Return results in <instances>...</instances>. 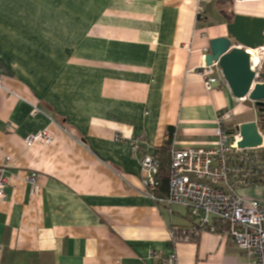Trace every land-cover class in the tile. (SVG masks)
<instances>
[{
    "label": "crops",
    "instance_id": "crops-1",
    "mask_svg": "<svg viewBox=\"0 0 264 264\" xmlns=\"http://www.w3.org/2000/svg\"><path fill=\"white\" fill-rule=\"evenodd\" d=\"M231 12L264 18V0H0V264H157L151 250L250 264L224 233L174 245L194 218L152 200L140 169L169 128L176 146L209 147L223 109L231 132L259 123L253 102L206 91L198 71ZM44 129L52 142L28 148Z\"/></svg>",
    "mask_w": 264,
    "mask_h": 264
},
{
    "label": "built area",
    "instance_id": "built-area-1",
    "mask_svg": "<svg viewBox=\"0 0 264 264\" xmlns=\"http://www.w3.org/2000/svg\"><path fill=\"white\" fill-rule=\"evenodd\" d=\"M254 69L255 83H263L264 46L258 47L250 55ZM204 88L210 92L225 84L218 65L199 67ZM2 79H0V88ZM215 128V140L212 146H176L173 137L171 156V175L168 196L158 200L155 191L159 186L157 177L160 171L159 157L156 152L141 155V181L146 193L152 200L161 201L168 206H183L194 218V224L188 229H171L174 245L181 242L197 241L201 232L216 229L217 221L225 226L224 235L251 259L250 264H264V142L260 147L240 149V132H231L228 125L233 119L232 113L223 109L218 115ZM168 138L170 133L167 134ZM263 140H264V134ZM53 137L48 131H40L28 136L25 145L50 143ZM137 152V142L131 143ZM6 166H0V202L5 200L8 177ZM36 176L30 178L32 194L37 191ZM260 191L257 197H248L243 191ZM149 256L157 264H178L176 252L169 254L161 250L149 251Z\"/></svg>",
    "mask_w": 264,
    "mask_h": 264
},
{
    "label": "water",
    "instance_id": "water-1",
    "mask_svg": "<svg viewBox=\"0 0 264 264\" xmlns=\"http://www.w3.org/2000/svg\"><path fill=\"white\" fill-rule=\"evenodd\" d=\"M226 27L227 36L212 39L210 52L205 56L206 66L216 63L230 93L239 100H249L264 113V82L254 85L256 73L251 66L246 48L256 50L264 46V18L235 15ZM264 80V73L261 74ZM240 149L260 147L264 140V120L248 122L238 127Z\"/></svg>",
    "mask_w": 264,
    "mask_h": 264
},
{
    "label": "trees",
    "instance_id": "trees-1",
    "mask_svg": "<svg viewBox=\"0 0 264 264\" xmlns=\"http://www.w3.org/2000/svg\"><path fill=\"white\" fill-rule=\"evenodd\" d=\"M223 1V0H222ZM226 14V13H225ZM227 21L229 23H232L231 21L234 18V14L231 12V14H226L225 15ZM260 118L264 120V113L259 114ZM168 132L170 133V136L168 139L165 140L164 145L160 147L156 153L159 157V162H160V171L157 177V181H159V186L157 190L155 191L156 193V198L158 200H165L168 196V189H169V178L171 175V148H172V142H173V137H174V130L172 128H169ZM214 228L216 229L215 232L219 233H224L226 228L223 226L220 222H215L213 224ZM210 230V229H207Z\"/></svg>",
    "mask_w": 264,
    "mask_h": 264
},
{
    "label": "bare ground",
    "instance_id": "bare-ground-1",
    "mask_svg": "<svg viewBox=\"0 0 264 264\" xmlns=\"http://www.w3.org/2000/svg\"><path fill=\"white\" fill-rule=\"evenodd\" d=\"M246 51L248 52V54L252 55L254 53V50H251L249 48H246Z\"/></svg>",
    "mask_w": 264,
    "mask_h": 264
},
{
    "label": "rangeland",
    "instance_id": "rangeland-1",
    "mask_svg": "<svg viewBox=\"0 0 264 264\" xmlns=\"http://www.w3.org/2000/svg\"><path fill=\"white\" fill-rule=\"evenodd\" d=\"M249 103H251V102H249Z\"/></svg>",
    "mask_w": 264,
    "mask_h": 264
}]
</instances>
